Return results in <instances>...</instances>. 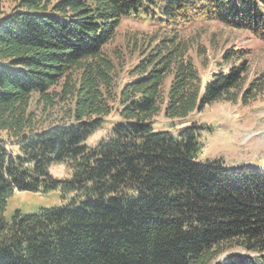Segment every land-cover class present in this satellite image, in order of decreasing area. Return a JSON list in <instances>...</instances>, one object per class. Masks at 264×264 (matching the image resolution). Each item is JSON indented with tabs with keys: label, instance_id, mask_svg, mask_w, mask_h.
<instances>
[{
	"label": "trees",
	"instance_id": "trees-1",
	"mask_svg": "<svg viewBox=\"0 0 264 264\" xmlns=\"http://www.w3.org/2000/svg\"><path fill=\"white\" fill-rule=\"evenodd\" d=\"M5 1L0 264H264V172L200 162L209 128L176 125L236 102L247 73L242 62L203 87L177 31L205 19L264 41V0H18L8 13ZM131 18L175 32L117 94L104 48ZM113 112L119 121L90 145ZM162 112L171 125L157 131ZM59 164L69 178L53 176ZM54 191L67 203L5 220L13 195Z\"/></svg>",
	"mask_w": 264,
	"mask_h": 264
},
{
	"label": "rangeland",
	"instance_id": "rangeland-1",
	"mask_svg": "<svg viewBox=\"0 0 264 264\" xmlns=\"http://www.w3.org/2000/svg\"><path fill=\"white\" fill-rule=\"evenodd\" d=\"M17 3L18 0H8L3 3V7L8 13ZM174 32L170 27H161L146 20L131 18L121 21L114 38L104 48V54L113 60L116 66L117 94L133 79L130 73L143 60L144 55L162 39L174 35ZM177 32L182 47L188 50L187 57L199 72L203 87L210 83L216 74L222 71L227 73L230 67L239 66L242 62L247 63L243 83L233 92L236 94V102L223 100L207 105L201 112L193 113L184 122H176L177 129L190 123L209 128L201 137L203 151L199 155L200 162L219 159L230 168L249 166L264 172V41L247 31L233 30L205 19L196 20ZM227 54H234V57L228 61ZM170 81L169 78L166 82L165 95ZM110 106L114 109L118 107L116 103H110ZM46 115L42 116L43 119ZM116 121H119V117L113 112L107 118L104 129L96 133L89 140V144L95 145L106 137L110 124ZM155 121L157 131L170 128V120L165 118L163 112ZM51 173L58 179L70 177L65 165H54ZM66 203L62 200L60 191L47 195L17 193L8 200L4 217L10 223L16 212L33 215L42 209H53Z\"/></svg>",
	"mask_w": 264,
	"mask_h": 264
}]
</instances>
